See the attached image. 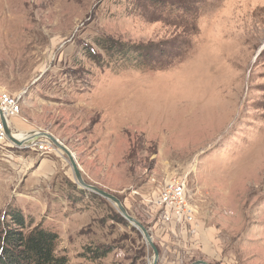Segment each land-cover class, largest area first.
I'll return each mask as SVG.
<instances>
[{"label":"rangeland","instance_id":"obj_1","mask_svg":"<svg viewBox=\"0 0 264 264\" xmlns=\"http://www.w3.org/2000/svg\"><path fill=\"white\" fill-rule=\"evenodd\" d=\"M101 38L152 47L127 63ZM0 91L21 95L18 131L53 134L149 228L159 264H264V0H0ZM172 177L191 224L152 201ZM10 205L56 231L73 264L153 263L56 145L0 147V219ZM86 246L112 251L93 261Z\"/></svg>","mask_w":264,"mask_h":264},{"label":"trees","instance_id":"obj_2","mask_svg":"<svg viewBox=\"0 0 264 264\" xmlns=\"http://www.w3.org/2000/svg\"><path fill=\"white\" fill-rule=\"evenodd\" d=\"M98 44L106 53L119 52L127 63H142L147 54H143L144 49L152 47L150 44L131 45L105 38H101ZM88 53L96 55L90 48ZM59 240L56 231L46 228L43 223L35 224L22 209L10 205L0 219V264H73L66 256L57 254ZM85 249L84 255H89L93 261L103 259L112 251L110 247L86 246Z\"/></svg>","mask_w":264,"mask_h":264},{"label":"built area","instance_id":"obj_3","mask_svg":"<svg viewBox=\"0 0 264 264\" xmlns=\"http://www.w3.org/2000/svg\"><path fill=\"white\" fill-rule=\"evenodd\" d=\"M0 108L6 118L10 119L22 111L21 95H12L7 91H0ZM9 146L14 150L35 148L40 152L49 154L54 145L41 139L36 144L21 148L9 139L5 125L0 116V147ZM155 207L161 216L171 224H191L195 218V210L190 201L186 182L179 177H172L165 181L159 194L152 198Z\"/></svg>","mask_w":264,"mask_h":264},{"label":"water","instance_id":"obj_4","mask_svg":"<svg viewBox=\"0 0 264 264\" xmlns=\"http://www.w3.org/2000/svg\"><path fill=\"white\" fill-rule=\"evenodd\" d=\"M0 116H1V119L4 123V125H5V130H6V133L9 137V139L12 142H14L17 146H19L21 148L32 146V145L36 144L39 140L45 138L50 143L56 145L58 148L63 150L70 160V163H71V166L73 169V173H74L75 178H76L77 182L79 183V185L82 188L89 189V190L111 200L114 204H116L119 211L123 215V217L125 219H127L134 227L138 228L141 231L145 240L153 249L154 258H153L152 264H159L160 250H159L158 246L156 245V243L154 242L153 236L151 235L149 228L129 213L125 204L123 203V201L119 197H117L116 195H114V194H112V193H110L104 189H101L100 187H98L96 185L88 183L83 177L81 168H80L79 163L77 162L74 154L71 152V150H69V148H67V146L62 144L53 134L46 132V131H37L35 138L29 142L18 141L15 138V136L13 134V130L11 129L10 123L8 122L6 116H5V114L1 108H0ZM191 264H210V263L206 260H196Z\"/></svg>","mask_w":264,"mask_h":264},{"label":"bare ground","instance_id":"obj_5","mask_svg":"<svg viewBox=\"0 0 264 264\" xmlns=\"http://www.w3.org/2000/svg\"><path fill=\"white\" fill-rule=\"evenodd\" d=\"M10 119H11V118H10ZM10 119L7 118L8 122H9ZM13 134H14L15 138H16L18 141H21V142H29V141H31V140H33V139L35 138V136H36V134H37V131L30 132V133H27V134H21V135H18V134H16V133H14V131H13ZM11 142H12V141H11ZM13 143H14V142H13ZM59 149H60V148H59ZM62 151H63V150H62Z\"/></svg>","mask_w":264,"mask_h":264},{"label":"crops","instance_id":"obj_6","mask_svg":"<svg viewBox=\"0 0 264 264\" xmlns=\"http://www.w3.org/2000/svg\"><path fill=\"white\" fill-rule=\"evenodd\" d=\"M17 117H12L10 120H9V122H10V126H11V129L13 130V131H15V132H33V131H31L30 129L28 130V129H26V128H24L25 130H21V131H18L17 130V128H16V126H14V122L17 124V125H21V122L18 120V119H16ZM40 152V151H39ZM41 153H44V152H41ZM44 154H46V153H44ZM50 154V153H49ZM49 154H47V155H49ZM48 167V164H45V163H43L42 165H41V168H44V169H46Z\"/></svg>","mask_w":264,"mask_h":264}]
</instances>
